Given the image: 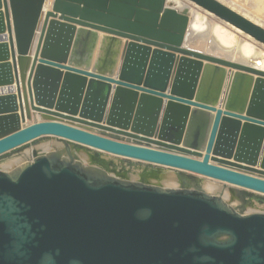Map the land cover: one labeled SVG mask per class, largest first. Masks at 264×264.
I'll list each match as a JSON object with an SVG mask.
<instances>
[{
    "label": "water",
    "instance_id": "water-1",
    "mask_svg": "<svg viewBox=\"0 0 264 264\" xmlns=\"http://www.w3.org/2000/svg\"><path fill=\"white\" fill-rule=\"evenodd\" d=\"M42 1L8 0L18 54H25L29 49L32 38L30 28L39 15ZM61 1L75 4L82 2L85 7L79 8L77 5ZM117 1L119 2L116 3ZM163 1L59 0L55 10L72 16L79 14L82 19L104 21L109 27L117 28L121 32H132L136 36L134 39L139 37L147 42L146 39L151 38L160 43L168 41L169 44L179 45L180 41L171 39L165 29L155 31L149 24L129 19L131 15L138 14L139 6L154 12L151 16L153 24L160 13L163 19L161 26L170 19L185 24L184 15L176 11H162ZM191 1L253 38L264 41V29L217 1ZM2 3L7 10L9 20L7 4L4 0ZM109 4L117 7V11L105 15L95 10H104ZM0 28L4 27L0 25ZM110 29L106 32L111 33ZM3 39L4 36H0V44L4 43ZM184 51L195 57L224 63L214 57L185 49ZM6 55L8 56V54H0V61L6 59ZM55 56L57 57V54ZM248 70L264 76L262 71ZM47 72L58 79L57 70L45 67L44 80ZM129 77L135 78L131 75ZM43 81L39 80L37 85L34 84V91L39 99L48 102L47 97L53 100L54 92L47 91ZM195 85L196 83H190L191 87ZM200 87L205 89L206 84L200 82ZM90 91L93 92L94 89L91 88ZM237 92L238 89L233 92L232 104L237 110L239 108L243 110L242 107L235 106L240 100ZM4 93L0 92V100ZM205 93L206 90L203 91V94ZM87 94L81 89L78 94L65 92L61 94L62 100L73 101L72 105L66 104L70 109L64 111L78 109L77 100ZM128 95H133L134 98L127 99L118 109L111 110L112 116L118 115V117L113 116L116 126L117 123L122 124L124 118L129 120L128 114L135 110L134 91H130ZM147 98V101L143 99V103L148 102V105L143 106L141 103L140 109L138 106L136 122L143 111L151 117L152 108L158 105L156 99L150 106L155 98L148 96ZM1 108L3 107L0 105ZM87 108L99 110V112H91L95 116L92 120H97L101 113L100 107L97 104L86 108L82 106L81 111L85 114L90 113ZM263 115L264 113L258 114L260 117ZM10 116H0V138L5 136L0 139V155L10 147H17L28 139L49 133L125 155L136 153L145 157H157L161 163H165L164 160L167 158L171 161L175 159L176 162L187 163L194 169L210 167L223 170L226 173L224 175L227 176H242L209 165L206 161L209 158L208 153H205L203 160L200 161L182 154L119 143L62 123L48 121L35 123L14 132L12 130L19 126V119L17 114ZM209 119L207 114L199 127L201 138L194 139L195 143H198L197 146L205 144L202 141L205 133L203 126L206 122L210 124ZM216 120L213 125L210 124L213 130L210 137L213 136L218 124ZM237 126L239 127V123L236 122L233 135L237 133ZM179 128L182 130V124ZM112 130L121 132L117 129ZM178 130L177 128L176 131ZM11 131L14 133L9 134ZM233 135L227 141L229 152L232 149L230 142ZM130 136L138 138L132 134ZM155 144L160 145L158 142ZM161 145L165 144L161 143ZM206 149L210 150L207 145ZM175 150L180 151L176 148ZM84 151L86 150L82 147L63 141V146L57 144L47 153L36 152L33 149L32 160L11 171L0 169V264H264V213L238 212L223 201L219 194H211L201 189L182 186L161 187L114 176L99 163L92 161L83 165L79 155ZM233 176L230 178L235 179Z\"/></svg>",
    "mask_w": 264,
    "mask_h": 264
},
{
    "label": "bare ground",
    "instance_id": "bare-ground-1",
    "mask_svg": "<svg viewBox=\"0 0 264 264\" xmlns=\"http://www.w3.org/2000/svg\"><path fill=\"white\" fill-rule=\"evenodd\" d=\"M4 1L8 7V0ZM51 1L52 4L48 7L50 8L48 10H46L47 8L44 7L45 0L42 1L39 15L30 28L32 38L29 49L25 54H18V59L21 63H24V59L27 58L29 54L32 55L33 51L35 52L34 49L37 50L38 47L41 48V39H43L45 35L44 45L46 44L49 46L48 51H54L56 54H59L60 51L68 49V52H70L71 49V51H76L75 54L81 59V61H72L71 59L68 60L66 58H57L52 53L50 54L53 56H47L48 58L45 60V62L50 63V66H61L60 62L61 60H63L69 65V67H78L76 68L77 70H75V72L59 75L58 79H55V77L48 72L46 73L45 80L43 81V86L46 87L47 91L53 90L54 92V95L52 97L53 100H50L49 97H47L48 102H44L42 98L39 99L38 95L33 92V88H35V86L33 87L32 85L33 74L30 73V76L28 78V85L25 84L26 86H28L30 92V104H32L35 108L41 109L43 112H48V114H44L40 110L37 112L35 111L36 113H38V116L41 117V120H35L28 125H19L18 127L16 126V129L12 131H21L22 129H25L26 127H29L35 123L46 121L50 123L56 122L67 125L70 124L69 126L73 127V123L71 124L68 120L59 119L57 117H61L64 114L69 117H73L74 119H80V121H85L88 123H95L102 126H107V123L114 125L116 124V122L114 123L113 121L115 118L111 115V110H113L114 108L118 109V107L122 106L121 104L125 103L127 99L134 98L133 95L127 96L130 91H134L137 93L140 92L143 97H145V95L147 94L149 98H155L151 101L150 106L153 105V102L156 99L158 100V105L152 108L151 117H148V113L146 111H143L141 112L140 117L136 122L134 115H137V106L138 104L143 103V99H141V95H139L135 99L137 104L135 106L134 112H130L131 114L129 113L127 116V118H130L129 120L127 119L128 122H126L127 120H125L124 118L122 124H120L121 122L117 123V126H114V129L121 131L119 133H122L123 135L132 134L137 136L140 140H150L151 144H144L142 146L149 147L150 149H153L155 151L168 153L174 152L178 153L179 155L185 154V156L189 158L197 159L200 161L203 160L205 153H208L209 158L206 161L209 165H213L215 167H219L228 171L230 170L232 172L242 174V176H227L224 175L226 173H224L223 170L221 171L210 167L194 169L191 168V166H189L187 163H181L180 161L176 162L175 159L171 161L169 158H167V160H164L166 161L165 163H161V161L157 157H145L142 154L136 153H129L130 155H125L109 151L104 148H98L89 144L81 143L70 138L61 137L58 135L55 136L120 157L123 160H126L127 165L130 166L133 165L132 162H140L144 164L150 163L155 165V167H152L151 165L148 168H145V166H143L144 164L141 166L138 165L139 167H142L143 170L139 171V177L134 179L136 181H143L145 183L159 185L161 187H164L162 185H166V187L174 188L182 186L186 188L201 189L205 192L216 194V192L213 191L215 190L213 185L207 184L205 179H200L198 177L202 176L264 195V135L262 134L258 138L252 128V125L258 121H256V118L259 119L261 117L263 118L258 121V126L262 125V127L264 128V115L261 117H254L252 116V114H250L251 111H249L248 109L241 110V108H239L237 110V108L233 106L232 96L234 95L233 92H236L237 90L235 88L237 85L229 82V76L231 73L233 74V72H231L232 69L227 68L226 72L223 69V75L225 77L221 78L222 75L219 76V73H217L219 69H221L218 64L204 61L206 59L200 60L199 62L192 60V63L191 60L185 57V55H187L188 53L184 51L183 46L187 43H184V41H187L185 39L190 38V36L186 34V28L181 35L179 45H174L173 43L169 44L168 41H163L160 43V41H156L154 39L143 36L145 38H148L146 39V41L149 42V44H152V46H157V48H159L160 50H155V52L146 50H143L141 52H131L130 48H128L127 50V45H124L123 42H125L126 38H136V36L132 32H121L117 28L109 27L104 21L82 19L79 14H77L76 16H72L60 13L61 11L55 10V5L59 0ZM168 1L169 0H167L166 2V0H164L165 4L162 11L166 12L169 10L177 12V10L174 9L175 6H173L172 2L170 1H173L174 5H176L179 4V0ZM215 1L222 5L224 3L223 0ZM61 2L77 5L79 8L85 7L82 2L77 4L65 1ZM118 2L119 1H117L116 3ZM225 7L228 8L229 6H227L226 4ZM116 8L109 4L104 10H95L107 15L109 12L117 11ZM229 8L231 11L237 13L251 23L264 29V23L260 22L261 20H256L251 14L250 15L252 17L248 15V13H245V11L241 12L239 10V12L238 10H233L232 6ZM183 12L185 11L183 10ZM180 17L183 18L182 15H180ZM191 17L192 18H189V20L187 21L186 15V17L184 16V20L185 22L187 21L186 26H188V29H190V31L192 32H195L202 26L199 24V15L197 13H194ZM11 23V15L9 13V34H7L5 28H0V36H4L3 40L5 42L8 40L10 52L16 55V43ZM108 29H110V31L112 30L110 34H112L113 36L121 37V39L124 40L115 38L114 41L117 45H115V43H112L110 36L107 35L109 33L106 32V30ZM228 29L230 28L228 27ZM228 29L221 25L214 24L211 26L209 34L220 47H222L224 50H228L229 54H222L223 51H220V53L213 49L210 50L209 53L220 56L222 55L223 59L224 57L228 56L229 60L237 61V63H241L249 67L250 69L264 72V50H261V48L264 49L263 45L261 44V46L258 42H255L254 40L246 37L247 35L245 36L238 32L237 30H239V28L237 30H234L235 33L239 34L238 36H236L234 32H231ZM138 39L140 38L138 37ZM257 41L264 44V41ZM187 49L189 48L187 47ZM93 51L97 52L96 63H89L88 59L90 58V56H92ZM157 51L159 52L156 53ZM113 55L115 56V58H113ZM112 58L113 63L111 64ZM121 59L122 62L120 63ZM62 64L64 63L62 62ZM166 65H168V67ZM166 68L167 70H165ZM129 75L134 76L135 78H130ZM114 76L117 77V80L116 78H114ZM227 78L228 82L225 84ZM15 80L16 79L14 78V75H0V92H5L4 95L1 96L0 100V105L3 107L0 109V112H3V114L1 113L0 116H10L15 114L19 115L17 108L18 105L21 104L22 106L23 104L20 99L22 91L19 86L20 82L19 85L17 84V82L15 84ZM198 82H201V84L211 85L212 88H209L208 90H206L207 93L203 94V91L205 89H202L203 87L199 88V86L196 87L198 85ZM46 83H48L47 86ZM190 83H196V85L191 87ZM91 88L94 89L93 92L90 91ZM228 88L230 91L229 95H225V91L226 89L228 91ZM26 89L27 87L25 88L24 92L27 93L28 91ZM80 89L88 94L87 96H82L77 100L78 109L68 112L64 111V109H70V107L66 104L72 105L73 101L62 100V98H60L61 94H63L64 92L78 94ZM28 98H26V100H29ZM219 101L220 103L218 105ZM92 104H97V106L101 109V113L97 117V120H92V117L95 116L94 114L92 115L91 112L85 114L81 111L82 106L86 108V106L91 107ZM47 105L49 106L47 107ZM28 107H30L31 109V106ZM141 107L142 106L140 105L139 109ZM218 107H220V109H216ZM215 112L224 114V117H222L219 122L220 139L223 141L221 142L220 146L222 147L218 150L207 151L205 144L197 146L198 143H195L194 139L201 138L199 127L203 124L208 113L211 114L209 120H211L210 124L213 125L212 119ZM54 113L57 115L54 116ZM227 116H230L231 118L229 119L227 118ZM20 120H24L21 108ZM236 122L239 123V127H237V129L239 130L240 135H238V137L243 138L242 140H244L243 143H245L246 148L242 149L239 147L238 149V147H232L229 152V147L227 148V141H229L230 136L233 135L234 130L236 129ZM180 124H182V130H180L179 128ZM119 125L121 126L119 127ZM176 127L179 129L178 131H176ZM12 131L9 132V134L14 133ZM44 135L47 136L54 134H41L36 136L35 138H31L23 143H20L17 146L26 144ZM155 142L160 143V145L155 144ZM161 143L165 145L163 146L161 145ZM55 145L57 144L52 145V148H54ZM14 147L16 146L8 148L7 150L1 152V154L12 150V148ZM40 147L43 148L45 146L41 145ZM175 148L179 149L181 152H178L177 150H175ZM35 151L38 152L37 150ZM79 157H81L82 160L89 161V163H92V161L99 163L103 165L108 172H113L117 175H119L121 171L126 172L123 165L119 166L116 165L113 161H106L102 156H96L88 150L84 151L81 155H79ZM212 158H216L217 161H213ZM119 162L121 163L122 161L120 160ZM229 164H235L237 166H231ZM117 167L120 168L117 169ZM164 168H172L175 169L176 172L169 171L162 173ZM179 171L184 172V174L179 175ZM185 173L194 174L196 175V177L187 175ZM231 176L235 177V179L230 178ZM124 177L127 179L129 175H124ZM223 178H228L230 180H226ZM150 180H156L158 182L152 183V181L150 182ZM170 182L176 184L178 183V186H170L172 185V183ZM187 182H191V184L189 186H185V183ZM220 193L224 194L227 198L230 199H234L233 197H235V195L232 196V194L225 190ZM252 204L256 205L254 201L252 202Z\"/></svg>",
    "mask_w": 264,
    "mask_h": 264
},
{
    "label": "rangeland",
    "instance_id": "rangeland-1",
    "mask_svg": "<svg viewBox=\"0 0 264 264\" xmlns=\"http://www.w3.org/2000/svg\"><path fill=\"white\" fill-rule=\"evenodd\" d=\"M0 1H1L0 2V25L3 26L5 28L7 34H9V31H8L9 20H8L7 10L5 9V7L2 3V0H0ZM174 1H176V0H174ZM51 2H52L51 0H45L44 7L47 8L46 10L50 9L48 7L51 6V4H52ZM166 2H167V0H166ZM170 2H172V5L175 6L174 9L177 10L178 14H182L185 17L187 15V21L189 20V18H192L191 16L194 13H197L199 15V21H200L199 24L202 27H200L199 30L192 32V31H190V29H188V26H186L187 21L185 22V24H183L181 21H178L175 19H170L168 21L166 20L167 22L163 26H161V23L163 22L161 13L157 15L156 21L154 19V24H153V22H151V19H152L151 16L154 12L151 11V9H148L146 7H139V6H138V9H140V10H137L138 14H135V15L133 14V16L131 15V17H129V19L134 20L136 22L143 23V24H149L152 27H154L155 31L156 30L160 31L161 29H165V31L169 33L171 39H173L175 41H180L181 34L183 33L182 30L184 31L186 28L187 29L186 34L189 35L190 38H188L189 41H188V39H185L187 41H184V43L187 42L186 45L183 46L185 50H187L189 52H193V53H199V54L209 56V57L215 56L214 58L222 60V61H224V63H217V62L215 63L213 61L211 62L210 60H204L203 58L195 57V56H192L191 54H187V55H185V57H187L189 60H191V62H192V60H194L196 62H199L200 60H204V61H208L209 63L218 64V66L221 69H219V71L217 73H219V76L222 75L221 78L225 77L223 75V69L225 72L227 71V68L232 69L233 71L231 70V72H233V74L230 72L232 75L230 74V76H229V82L230 83L232 82L233 84L237 85L235 88L238 89L237 93H238V96L240 97V100L237 101V103H235V106L242 107L243 110L244 109H250L252 111L250 114H252L254 117L258 116V114H260V113H264V78H263V76L259 75L257 73L251 72L250 70H248V69H250L249 67H247L241 63H237V61L229 60L228 56L224 57V59H223L222 55L220 56V55L209 53V51L213 49L217 52L223 51L222 54H226V55L229 54L228 50H224L222 47H220L218 45V43L210 36L209 33H210V28L212 25L218 24V25H221L227 29L229 27L230 29H228V30H230L231 32H234V30H237L238 28H236L235 26L223 21L218 16H215L213 13L203 9L201 6L197 5L194 2H191L189 0H179V4H176V5H174L173 1H170ZM223 2H224L223 5L226 6V4H227V6H229V7L232 6L233 10H238V11L240 10L241 12L245 11V13H248V15L251 14L253 16V18H255L258 21L261 20L260 22L264 23V0H223ZM180 4H182V5H180ZM183 10L185 12L186 11L187 12L185 13V12H183ZM8 11L10 13V6H9ZM10 15H11V13H10ZM11 22H12V18H11ZM226 26H228V27H226ZM12 27H13V24H12ZM237 31L240 32L241 34L245 35V36L247 35L246 37L250 38L251 40H254L255 42H258L260 45L262 44L264 47L263 43H260L259 41L253 39L251 36L244 33L242 30L239 29ZM107 35L110 36L112 43H115V41H114L115 38L121 39V37L113 36L110 33ZM235 35L238 36L239 34L235 33ZM44 38H45V35H44L43 39H41L42 40L41 48L40 47H38L39 49L37 48V50L39 52L36 49H34L35 52L33 51L32 55L29 54L28 57L24 59V63H21L20 60L18 59V53L17 52H16V55L13 54V56H12V53L10 52V49H9L8 40L6 42L4 41V43L0 44V54H3V55L8 54V56L6 55L7 56L6 59H3L0 61V75H6V76L14 75V78L16 79L15 84L17 82V84L19 85V82H20L19 86H20V89L22 91V94H21L22 96L20 95V99H21V102H23L22 106L24 107V110H23V107L21 106V104L18 105L17 111H18L19 115L17 117L19 119V125H28V124H31L35 120L36 121L41 120V117L38 116V113H36V112L39 110L41 112H43L41 109L35 108L32 104H30V92H29L28 86H26V85H28V78L30 76V73L33 74L32 85L34 87V84L37 85L39 80H42V81L44 80L43 71H44L45 67H54L53 69L58 71L57 72L58 75L67 74L70 72L71 73L75 72V70H77L76 68H78V67H73V66L69 67V65L67 63H65L63 60H61V62H60L61 66L60 65L50 66V63L45 62V60L48 58L47 56L51 55L50 53H52L53 55H55L56 53L54 51H48L49 46L46 44L44 45V43H45ZM121 40H124V39H121ZM123 44L127 45V50H128V48H130L131 52H135V51L141 52L143 50L155 52V50H160L159 48H157V46H155V45L152 46V44H149V43H147L143 40H140V39H127L126 38L125 42H123ZM115 45H117V44L115 43ZM128 46H130V47H128ZM187 47L189 49H187ZM261 50H264V49L261 48ZM158 52L159 51H157L156 53H158ZM75 53H76V51H74V50L71 51V49H70V52H68V49H67L64 51H60V53L57 54V57H61V58L64 57L68 60L71 59L72 61L73 60L81 61V59L78 56H76ZM31 58H32V60H31ZM96 58H97V52L93 51L92 56H90V58L88 59L89 63H94V62L96 63ZM113 58H115L114 55H113ZM113 58L111 59L112 60L111 64L113 63ZM226 58H228V59H226ZM62 62L64 64H62ZM121 62H122V59H121L120 63ZM226 62L229 64H225ZM29 63H30V65H29ZM16 65H17V67H16ZM29 66H30V68H29ZM27 69L30 71H28ZM41 70H43V71H41ZM26 72H28V73H26ZM114 78H116V80H117L116 76H114ZM24 81H25V83H24ZM206 82H208V81H206ZM227 82H228V78L225 81V84ZM199 85H200V83L198 82V85L196 87H198ZM25 86L27 87V89H26L28 91L27 93L24 92L25 88H26ZM206 87L207 88H205V90L212 88L211 85H206ZM39 91L44 92V90H39ZM33 92L35 93L34 88H33ZM229 92H230L229 88H228V91L226 89L225 95L226 94L229 95ZM134 93H135L136 98H137V96L141 95L140 96L141 99H146L145 101L148 100L147 94L145 95V97H143V95L140 92L139 93L134 92ZM26 98H28L29 100H26ZM22 99H23V101H22ZM219 103H220V101L218 102V105H219ZM136 104H137V102L135 101V106H136ZM145 105H148V102L147 103L144 102L143 106H145ZM28 106H31V109ZM138 106H139V104H138ZM138 106H137V108H138ZM20 108H21V112L23 114L24 120H20ZM216 109H220V107H218ZM86 110L88 112H94V113L99 112V110L97 111L94 108H92L91 110H89L87 108ZM33 112H35V113H33ZM133 112H134V110H133ZM24 113L26 114V116ZM43 113L48 114V112H46V111H44ZM53 115L56 116L57 114L54 113ZM208 115L210 118L211 114L208 113ZM223 115L224 114H222V113L215 112L214 117L212 119L213 120L212 123L217 119L216 121H218V122H216V123H218V124L216 126V129H215L212 137H210V135L213 131L211 128L212 126H210V124L208 122H206L203 126V130L205 131V133L203 136L204 139H202V141H203V143L205 142V145H207L210 148V151L219 148V146L221 144V139L219 137V134H220V123L219 122L222 119V117H224ZM113 116L118 117L117 114H113ZM134 116H136V115H134ZM57 117L59 119L68 120L71 124L72 123L74 124L73 127H76L80 130H83V131H86L89 133H93V134L105 137L107 139H110V140H113V141H116L119 143H125V144H130V145L141 144L139 146H142L144 144H151L150 141L140 140L139 138H135V137L130 136V135H125V134L123 135L122 133L115 132L112 129H114L113 127L114 126L116 127V125H111L110 123H107V126L106 125L102 126V125H98L95 123H88L85 121H80V119H74L73 117H69L65 114L61 117H59V116H57ZM227 118L230 119L231 117L227 116ZM260 119L261 118H259V119L256 118V121L257 120L260 121ZM258 121L252 125V128H253V131L256 133L257 137H260L262 134L264 135V128L262 127V125L258 126L259 125ZM210 122H211V120H210ZM208 135H209V137H208ZM238 135H240L239 130L231 138L232 139L230 142L231 146L236 147V148L238 147V149H239V147L244 149L245 144H243L242 137H238ZM63 141L70 143V144H73V145L78 146V147H82L85 150L92 152L96 156H102L106 161H113L116 165H119V166L123 165L126 172L121 171L122 174L120 173L119 175H117L113 172H109L110 174H112L114 176L126 179L124 177V175L125 176L129 175V177H127V179L128 180H134V179L139 177V171L143 170V168L139 167V166L143 165L144 163L132 162L133 165L130 166V165H127L126 160H123L120 157H117V156H114V155H111V154H108V153H105L102 151L95 150L93 148L87 147V146L79 144V143L71 142L69 140L63 139L61 137H57L55 135L41 136V137L36 138V139L26 143V144L17 146L7 153L0 155V169L5 170V171H11L13 168L19 167L22 164H24L25 162L32 160L31 151L33 149L37 150L38 152L47 153V152L52 150V145H54V144H59V145L63 146ZM263 144H264V141H263ZM41 145H44L45 147L41 148L40 147ZM143 147H145V146H143ZM178 152H181V151H178ZM172 153H174V152H172ZM120 160L122 161L121 163L119 162ZM212 160L217 161L216 158H212ZM81 163L83 165H87V164H89V161H85V160L81 159ZM135 165H137V166H135ZM151 165H152V167H155V165L150 164V163L144 164L143 166H145V168H148ZM119 168L120 167H117V169H119ZM169 171H175L176 172L175 169L164 168L162 173L169 172ZM183 174H184V172L179 171V175H183ZM185 174L192 175V176L196 177V175L191 174V173H185ZM198 177L200 179H205L207 184L213 185L215 188V190H213V191L216 192V194H220L221 198L226 203H228L230 206L236 207V206H238L239 202L236 201L235 197H233L234 199H230V198H227L224 194H221L220 192L225 190V191H228L230 194H232V196H234V192L239 190L243 193L255 194V195H259V196L264 197V195H262V194H258L256 192H252L250 190L239 188V187L227 184V183H223V182H220L217 180L205 178L202 176H198ZM151 181H152V183L158 182L156 180H150V182ZM197 181H199V180H197ZM193 182H195V181H193ZM170 183H172V185H170V186H178V183L177 184L173 183V182H170ZM189 185L190 184H188V182L185 183V186H189ZM162 186L166 187V185H162ZM256 210L257 209H255L254 207H248L247 210H245V211L246 212H251V211L253 212Z\"/></svg>",
    "mask_w": 264,
    "mask_h": 264
},
{
    "label": "flooded vegetation",
    "instance_id": "flooded-vegetation-1",
    "mask_svg": "<svg viewBox=\"0 0 264 264\" xmlns=\"http://www.w3.org/2000/svg\"><path fill=\"white\" fill-rule=\"evenodd\" d=\"M234 195L236 197V201H238L239 204L236 207L234 206H231V207H233L236 211L242 212V213H253V212L264 213V197L263 196H259L255 194H247L239 190L235 191ZM253 201L257 206L252 204ZM248 207H254L257 210L253 212L252 211L246 212L245 210H247Z\"/></svg>",
    "mask_w": 264,
    "mask_h": 264
}]
</instances>
